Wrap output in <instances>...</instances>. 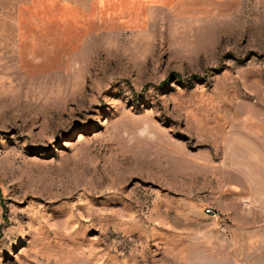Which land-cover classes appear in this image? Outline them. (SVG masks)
<instances>
[{"label": "rangeland", "instance_id": "1", "mask_svg": "<svg viewBox=\"0 0 264 264\" xmlns=\"http://www.w3.org/2000/svg\"><path fill=\"white\" fill-rule=\"evenodd\" d=\"M263 139L264 0H0V264H264Z\"/></svg>", "mask_w": 264, "mask_h": 264}, {"label": "built area", "instance_id": "2", "mask_svg": "<svg viewBox=\"0 0 264 264\" xmlns=\"http://www.w3.org/2000/svg\"><path fill=\"white\" fill-rule=\"evenodd\" d=\"M204 212L209 215L210 217H216L218 215V213L216 211H214L212 208L210 207H206L204 209Z\"/></svg>", "mask_w": 264, "mask_h": 264}, {"label": "crops", "instance_id": "3", "mask_svg": "<svg viewBox=\"0 0 264 264\" xmlns=\"http://www.w3.org/2000/svg\"><path fill=\"white\" fill-rule=\"evenodd\" d=\"M263 135V134H262ZM261 145L263 146L264 145V139H263V142L261 141ZM261 159H263L264 160V153L263 154H261ZM264 163V161H262V164Z\"/></svg>", "mask_w": 264, "mask_h": 264}]
</instances>
